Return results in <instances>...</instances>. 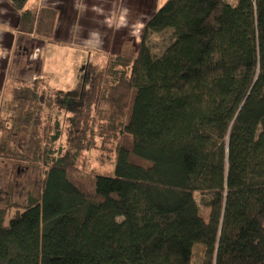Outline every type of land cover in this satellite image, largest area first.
I'll list each match as a JSON object with an SVG mask.
<instances>
[{
	"label": "trees",
	"instance_id": "16d2710c",
	"mask_svg": "<svg viewBox=\"0 0 264 264\" xmlns=\"http://www.w3.org/2000/svg\"><path fill=\"white\" fill-rule=\"evenodd\" d=\"M28 1L7 0L17 31L51 41L58 12ZM102 62L71 92L40 77L5 98L0 132L27 127L43 148L0 144V158L43 176L25 206L0 208V264H264V0H166L135 57ZM102 101L112 177L77 165Z\"/></svg>",
	"mask_w": 264,
	"mask_h": 264
},
{
	"label": "crops",
	"instance_id": "0c3cea01",
	"mask_svg": "<svg viewBox=\"0 0 264 264\" xmlns=\"http://www.w3.org/2000/svg\"><path fill=\"white\" fill-rule=\"evenodd\" d=\"M165 1L29 0L27 8L31 11L46 7L58 12L54 36L51 41H46L18 32L19 13L7 0H0V73H6L12 66L19 72L27 69L28 62L33 61L31 49L34 41L43 43L36 46L40 49L37 58L42 62L38 70L40 76L52 72L51 63L47 66L46 59L54 61L59 52L54 50V56H51L50 46L61 51L67 47L82 55L93 52L100 60L113 55H130L129 52H135V57L146 22Z\"/></svg>",
	"mask_w": 264,
	"mask_h": 264
},
{
	"label": "rangeland",
	"instance_id": "374dc122",
	"mask_svg": "<svg viewBox=\"0 0 264 264\" xmlns=\"http://www.w3.org/2000/svg\"><path fill=\"white\" fill-rule=\"evenodd\" d=\"M171 41L172 35L170 31L153 35L150 39L153 53L155 55H160ZM38 44L39 43L36 41L33 42V48L31 49V59L33 61L28 62L26 66L27 69H24V71L21 69L19 72V69L15 70L12 66L6 73H0V111L3 112L6 108L5 106L8 105L7 103L9 101L5 100V98L9 96L10 90L14 85L32 83L36 80L39 82L40 77L43 78L46 88L49 89L50 92L59 91L68 93L75 90L85 66L90 62L92 63L95 58V53L93 52L82 55L81 52L71 51L67 47L65 49L63 48V51H61L60 48L50 46L52 49L51 56H54V50H59V52L56 53L54 61L50 62L49 59H46L47 66L51 63L49 68H52V72L40 76L41 74L38 70H40L39 67L42 62L40 60L41 58H37L40 56V49L36 47ZM40 44L42 45L43 43L40 42ZM134 53L135 52H129L130 55L127 56L134 57ZM33 55L36 57L35 59H33ZM104 61L105 60H103V62ZM30 72L32 74H30ZM60 108L61 111H63L67 109V106L61 102ZM111 110L112 108L109 107L105 101L100 102L93 135H91V146L80 155L77 162L81 172L107 177H112L115 174V147L117 141L109 138L105 128H102L105 122V116L110 113ZM6 126L9 125L6 124ZM33 133L34 131L27 127H22L19 132L13 135H8L4 131L0 132V144H6L10 150L25 158L32 157L36 145L39 144V146L43 148L42 142L38 141ZM38 136L42 139V130L38 133ZM42 176L41 169L25 164L12 163L0 158V208L6 207L9 202L25 206L28 195H36L38 193L41 187ZM196 200L203 215L206 216L208 211L202 204V198L197 195ZM7 220H9V216ZM198 254L199 253H197V255ZM195 263H198V259H196Z\"/></svg>",
	"mask_w": 264,
	"mask_h": 264
}]
</instances>
